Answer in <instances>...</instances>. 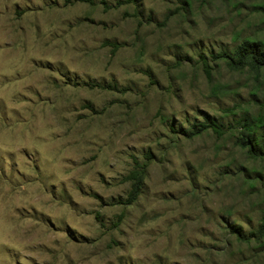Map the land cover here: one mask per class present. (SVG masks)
<instances>
[{
    "label": "rangeland",
    "instance_id": "374dc122",
    "mask_svg": "<svg viewBox=\"0 0 264 264\" xmlns=\"http://www.w3.org/2000/svg\"><path fill=\"white\" fill-rule=\"evenodd\" d=\"M246 43L264 0H0V264H264Z\"/></svg>",
    "mask_w": 264,
    "mask_h": 264
},
{
    "label": "trees",
    "instance_id": "16d2710c",
    "mask_svg": "<svg viewBox=\"0 0 264 264\" xmlns=\"http://www.w3.org/2000/svg\"><path fill=\"white\" fill-rule=\"evenodd\" d=\"M85 1V0H79ZM91 2V0H89ZM239 63L241 65L252 64L253 66L260 68L264 67V48L263 46L256 45L253 43H246L241 49L239 50ZM245 126H248V131L250 132V139H248L245 145L250 146L252 150L254 145H261L264 148V132L255 136L256 132V125L253 123L251 124L247 120H245ZM203 128H212L217 134L222 135L223 130L220 125L210 122L206 125H202ZM145 179V167L140 166V169L136 168L130 172L127 176V180L131 182V190L128 195V203L131 204L135 202L141 194L143 184ZM262 231L264 232V226L262 227Z\"/></svg>",
    "mask_w": 264,
    "mask_h": 264
}]
</instances>
